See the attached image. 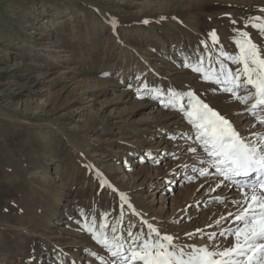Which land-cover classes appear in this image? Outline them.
<instances>
[{
	"label": "rangeland",
	"instance_id": "obj_1",
	"mask_svg": "<svg viewBox=\"0 0 264 264\" xmlns=\"http://www.w3.org/2000/svg\"><path fill=\"white\" fill-rule=\"evenodd\" d=\"M262 9L264 0H0V264H113L86 230L105 216L117 228L105 235L125 242L151 224L185 252L230 246L219 234L235 226L240 198L214 200L224 187L205 184L194 130L164 104L170 90L191 91L243 136L257 132L248 106L192 65L215 57L235 68L219 51L235 54L236 29L264 45L245 28ZM191 156L195 166L180 169Z\"/></svg>",
	"mask_w": 264,
	"mask_h": 264
},
{
	"label": "snow or ice",
	"instance_id": "obj_2",
	"mask_svg": "<svg viewBox=\"0 0 264 264\" xmlns=\"http://www.w3.org/2000/svg\"><path fill=\"white\" fill-rule=\"evenodd\" d=\"M248 27L264 37V17L251 18L245 24V28ZM234 33L235 54L221 49L219 56L230 61L235 68H229L223 60L213 57L207 68L201 60L192 65V71L200 74L206 82L223 85L220 90L248 106L246 110L256 123L264 126V45L255 43L248 31L236 29ZM209 37L212 45L219 44L215 30L209 33ZM212 60L218 67L212 64ZM184 100L186 104L182 103ZM164 106L182 113L194 130L195 140L211 158L207 163L215 173L226 181L239 184L242 199L233 201L239 206L233 218L235 226L219 234L225 239L232 238L233 243L225 248L191 245V251L185 252L173 243V236L161 234L151 224L147 225L149 233L146 237L144 233L133 235L129 232L130 241L125 242L120 236L109 238L105 235L104 229L109 227L112 233L117 232L115 225L107 223L106 216L97 231L93 230L95 221L86 225V230L119 264H264V133H252L251 138L243 136L228 118L191 91L170 90ZM252 127L255 128L256 124ZM190 150L196 151L195 148ZM200 174L209 173L201 170ZM237 177L252 179L248 183H240L236 181ZM120 200L122 209L125 204L132 207L123 194ZM133 214H136L135 210ZM209 238L215 239V234Z\"/></svg>",
	"mask_w": 264,
	"mask_h": 264
},
{
	"label": "bare ground",
	"instance_id": "obj_3",
	"mask_svg": "<svg viewBox=\"0 0 264 264\" xmlns=\"http://www.w3.org/2000/svg\"><path fill=\"white\" fill-rule=\"evenodd\" d=\"M246 1L247 2H254L256 0H246ZM251 103H252V101L249 103V105ZM262 115H264V113H262ZM248 116H251V115L248 113ZM255 122H256L255 119H252L250 121V124L255 123ZM258 126H259V128H258L257 132H254V133H264V126H262L260 124ZM252 133L248 134L247 137L251 138ZM193 137H194V139H192V140H194L195 142H197L195 140V134H194ZM197 145H198V148H200V152L203 153V154H201V156L205 157V160L206 161H209L211 158L206 155V153L203 151L201 145L198 142H197ZM192 157H194V156H191L186 161V163L184 165L180 166V169L182 167H186L188 164L191 165L190 168H193L192 166H195L196 160H190ZM197 160H199V159H197ZM204 168H207L208 170L206 172L209 173L207 175V176H209L208 179L207 180L206 179L204 180L205 181V184L210 183L209 181L213 182L210 185V187H209L211 189V191L215 192L217 189L224 187V189H223V191H221V193L216 194L215 197L213 196L214 197V200H216V199H221V200L229 199V200H233V198H238V199L240 198V199H242V197L240 195V190H239V184L238 183L234 184L232 182H229V181L224 180L223 177H219L215 173V169L212 168L210 166V164H208ZM193 176H194V174H190V177H193ZM235 179H236V181H238L240 183H248L252 178H250V177H237ZM188 182H190V181H188ZM245 190H247V189H245ZM197 208L200 209L199 206H197ZM238 208H239V206L236 207V209H234L233 211H231V214H233V215H228V216H230V217L234 216L237 213ZM112 263L113 264H119V262L118 261H115V260H113Z\"/></svg>",
	"mask_w": 264,
	"mask_h": 264
}]
</instances>
